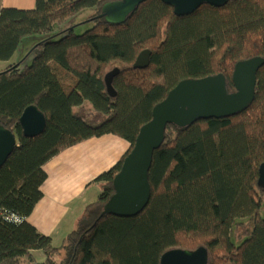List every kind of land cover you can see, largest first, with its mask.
I'll list each match as a JSON object with an SVG mask.
<instances>
[{
  "label": "trees",
  "instance_id": "1",
  "mask_svg": "<svg viewBox=\"0 0 264 264\" xmlns=\"http://www.w3.org/2000/svg\"><path fill=\"white\" fill-rule=\"evenodd\" d=\"M120 1L37 0L33 10L0 13V63H9L25 41L34 45L24 60L0 71V126L18 138L0 169V264H161L170 250L202 247L209 264H264V67L244 113L167 127L149 174L151 200L140 215L101 218L141 128L179 83L222 74L235 91L236 65L264 59V0L205 5L182 17L149 0L125 23L98 18L104 5ZM87 9L95 11L86 22L92 28L77 34L81 24L71 21ZM144 50L152 51L151 65L136 70ZM116 68L113 98L105 77ZM30 106L47 119L36 138L24 136L20 125ZM105 135L122 138L130 149L97 179L98 201L56 248L27 221L43 199L45 167ZM34 251L45 259L36 262Z\"/></svg>",
  "mask_w": 264,
  "mask_h": 264
},
{
  "label": "water",
  "instance_id": "2",
  "mask_svg": "<svg viewBox=\"0 0 264 264\" xmlns=\"http://www.w3.org/2000/svg\"><path fill=\"white\" fill-rule=\"evenodd\" d=\"M149 0H122L104 5L98 18L114 25L125 23ZM174 10L178 17L188 16L205 5L223 7L232 0H161ZM152 51L144 50L138 56L134 69L145 70L151 65ZM264 67L263 58H253L236 65L230 91L227 78L215 75L203 79L185 80L179 83L153 110L152 120L143 126L135 146L125 158L119 174L113 181L114 195L105 205L102 217L133 218L149 205L152 189L149 174L154 153L164 141L168 126L190 127L199 121L221 120L238 116L247 111L255 100L257 77ZM120 73L116 68L105 77L107 92L116 97L114 78ZM20 125L24 136L36 138L43 134L47 125L45 115L36 106L28 107ZM18 147V138L10 130L0 126V169ZM259 185L264 187V162L259 170ZM210 255L205 247L196 251L174 249L166 252L161 264H209Z\"/></svg>",
  "mask_w": 264,
  "mask_h": 264
},
{
  "label": "crops",
  "instance_id": "3",
  "mask_svg": "<svg viewBox=\"0 0 264 264\" xmlns=\"http://www.w3.org/2000/svg\"><path fill=\"white\" fill-rule=\"evenodd\" d=\"M37 0H0L3 9L33 10ZM130 144L120 137L105 135L92 138L52 159L45 167L47 181L42 187L43 199L37 204L28 223L39 233L63 244L102 192L97 179L111 170L128 153ZM55 246L60 248L62 246ZM36 262L45 259L41 251L32 253Z\"/></svg>",
  "mask_w": 264,
  "mask_h": 264
},
{
  "label": "rangeland",
  "instance_id": "4",
  "mask_svg": "<svg viewBox=\"0 0 264 264\" xmlns=\"http://www.w3.org/2000/svg\"><path fill=\"white\" fill-rule=\"evenodd\" d=\"M94 15H95L94 10L87 9L72 19V21H71L72 25H80L81 24L75 30L77 34L85 33L86 31H88L89 29L92 28V25L86 24V22H88L90 20V18ZM30 41H32V40H27L20 46V48L17 51V53L15 54L14 58L9 63H0V71L6 69L8 66H10L12 64H15V63H18V62L24 60L29 55L30 51L34 47V45H32L33 43H31ZM27 62L29 63V62H31V60L29 59ZM61 244H62L61 242L59 243V239H55V246L58 247ZM41 259H38L39 260L38 262H41L40 261Z\"/></svg>",
  "mask_w": 264,
  "mask_h": 264
}]
</instances>
